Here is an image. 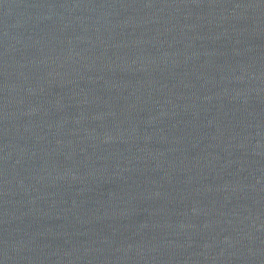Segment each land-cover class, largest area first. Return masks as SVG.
I'll list each match as a JSON object with an SVG mask.
<instances>
[{
    "label": "water",
    "instance_id": "water-1",
    "mask_svg": "<svg viewBox=\"0 0 264 264\" xmlns=\"http://www.w3.org/2000/svg\"><path fill=\"white\" fill-rule=\"evenodd\" d=\"M0 264H264V0H0Z\"/></svg>",
    "mask_w": 264,
    "mask_h": 264
}]
</instances>
